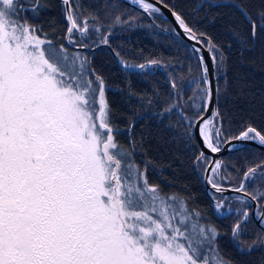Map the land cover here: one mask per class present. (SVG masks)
I'll list each match as a JSON object with an SVG mask.
<instances>
[{"label": "snow or ice", "instance_id": "snow-or-ice-1", "mask_svg": "<svg viewBox=\"0 0 264 264\" xmlns=\"http://www.w3.org/2000/svg\"><path fill=\"white\" fill-rule=\"evenodd\" d=\"M122 3L149 17L163 5L192 42L188 59L196 64L187 67L196 75L183 80L185 66L173 67L157 127L175 113L166 130L171 143L191 153L192 171L215 193H237L234 199L248 208L255 202L253 213L236 210L230 230L202 222L204 214L186 196L150 182L157 164L145 146L150 131L136 132L142 115L118 113L109 102V82L87 53L109 45L115 28L135 25ZM205 3L234 10L222 28L242 53L264 45V0H202L196 10ZM51 7L47 0H0V264H245L243 257L257 252L255 264H264V158L235 164L219 155L225 148L242 151L234 141H251L264 157V129L247 123L233 132L221 105L222 45L165 0H60L64 25L55 17L40 20ZM116 56L142 75L163 64ZM134 95L129 88L128 99ZM236 179L239 185L231 186ZM209 195L218 217L231 214L230 206L223 212L231 198ZM253 222L259 226L249 237Z\"/></svg>", "mask_w": 264, "mask_h": 264}, {"label": "trees", "instance_id": "trees-1", "mask_svg": "<svg viewBox=\"0 0 264 264\" xmlns=\"http://www.w3.org/2000/svg\"><path fill=\"white\" fill-rule=\"evenodd\" d=\"M47 2L52 7L41 15L40 20L55 17L58 25H64L60 0H47ZM165 3L177 4L178 10L184 13L189 23L200 31L207 32L222 45L227 60L219 84L222 88L225 87L224 77L227 83L226 95L222 97L221 105L231 120L233 132H238L239 128L247 123L258 129H264V45L257 44L253 51L241 52L238 45L222 28L223 23L234 10L209 8L207 3L196 10L202 0H165ZM121 9L128 15L137 17L135 25L115 28L109 38V45L101 44L94 51L87 53L92 60V66L109 82V102L118 113L127 114L134 109L142 115L143 118L136 125V132L150 131L151 135L145 146L148 149V157L157 164V171L149 170L150 182L159 183L165 194L177 193L186 196L189 206L204 214L205 220L202 222H212L222 230H230L236 219L231 214L236 212V209L232 210L225 219L215 217L212 198L206 194L204 181L202 182L200 173L192 171L188 162L187 156H191V153H187L186 156L181 146L170 142L173 137L166 127L170 122L175 123L177 119L175 113L164 120L163 126L157 127L160 118L156 113L165 107L167 92L171 91L168 81L173 67L178 69L181 64L185 66L183 80H190L196 75L195 71L189 72L187 67L190 64L194 69L196 64L194 58L188 59L192 56L191 47L181 36L173 32L172 24L161 13L149 17L143 11L125 3L121 4ZM218 14H222L223 19ZM213 17L217 18L215 23L212 22ZM59 31L63 32L64 28L59 27ZM116 52H119L120 57L128 63L138 64L148 59H160L163 64L159 69H154L151 75H142L138 71L123 68ZM182 82L178 81L180 84ZM118 88L124 91H119ZM129 88L136 94L131 100L127 96ZM188 96L185 93V98ZM150 100L151 104H149ZM120 123L123 125L124 121ZM225 126H228L227 120ZM118 139L126 142L125 136ZM259 155L257 148L245 147L242 151L227 154L223 158L226 162L230 160L235 164H244L246 157L251 161ZM229 166L231 167V164ZM160 171L163 173L162 176L158 175ZM224 175L228 173L225 172ZM238 184L239 179H236L232 181L231 186ZM233 196H230L231 199ZM237 203L239 204V201ZM240 205L242 208L247 206ZM230 206H233L232 203ZM248 228L251 229L249 226ZM254 232V229L249 231V237ZM221 242L230 251H234L227 244V237L222 238ZM260 256L261 253L257 252L243 259L245 264H255Z\"/></svg>", "mask_w": 264, "mask_h": 264}, {"label": "water", "instance_id": "water-1", "mask_svg": "<svg viewBox=\"0 0 264 264\" xmlns=\"http://www.w3.org/2000/svg\"><path fill=\"white\" fill-rule=\"evenodd\" d=\"M153 3H155V0H152ZM126 5L134 8V9H137V10H140L142 11V9H139L138 6H135V5H131V4H128V3H125ZM159 7L161 8V11L160 13L172 24L173 26V29H176V33L181 36L188 44L189 46L191 47L192 46V42L191 41H188L187 38L184 36L183 32L181 29H179V26L176 24L174 18L172 17L171 13L168 11L167 8H164L163 5H159ZM235 145H236V148H244V147H248V146H253V147H256L258 148V145H256L255 143L251 142V141H244V142H240V141H234L233 142ZM233 152H236V150L232 151V152H229L227 148H225V150L220 153L219 155L220 156H225L227 154H230V153H233ZM204 181V179H203ZM204 184H205V190L207 191L208 195L209 193H214V194H219V195H227V196H230V195H238L237 193H234V192H231V191H225L223 193H215V190L214 189H211V186L208 185L205 181H204ZM225 186V185H224ZM226 188L229 187V186H225ZM212 199L213 197L211 195H209ZM255 207H256V204L255 202H252V212H254L255 210ZM215 211V209H214ZM216 213V212H215Z\"/></svg>", "mask_w": 264, "mask_h": 264}, {"label": "flooded vegetation", "instance_id": "flooded-vegetation-1", "mask_svg": "<svg viewBox=\"0 0 264 264\" xmlns=\"http://www.w3.org/2000/svg\"><path fill=\"white\" fill-rule=\"evenodd\" d=\"M244 148H245V147H244ZM248 148H249V147H248ZM256 183H257V182H254V183L252 184V186L248 188V191H250V192L253 191L254 188L256 187ZM238 185H239V184H238ZM238 185H237V186H238ZM225 186H228V185H225ZM206 194L208 195L207 191H206ZM213 194H214V193H213ZM214 195H215L217 201H219L220 199H223L224 197H229V198H231V197H230L231 195H230V196L219 195V194H214ZM208 197H210V196L208 195ZM234 197H235V196H233L232 199H228L229 201H231V202L229 203V206H230L231 203H232V205H233L232 207L230 206V207H231V210H234V209L237 210V209H238V208H237V204H238L237 202H238V201L236 202V200L234 199ZM219 198H220V199H219ZM228 200H226V201H228ZM226 201H224V205H225V202H226ZM240 204H241V203L239 202L238 205L241 207ZM212 205H214L213 202H212ZM262 206H264V202H262ZM241 208H242V207H241ZM246 208H247V210H249L250 213H253V212H252V207H251V208H248L247 206L243 207V208L241 209V211L245 210ZM223 212L227 213L228 210L223 211ZM213 213H214L215 217H217V218H219V219H225V218H220V217H218V215H217V214L215 213V211H214V207H213ZM235 213H236V212L232 213L231 215L235 216V218H236V214H235ZM227 216H228V215H227ZM258 226H259L258 223H255V222L249 224V227H251V229H249V231H252L253 229L256 230V229L258 228Z\"/></svg>", "mask_w": 264, "mask_h": 264}, {"label": "rangeland", "instance_id": "rangeland-1", "mask_svg": "<svg viewBox=\"0 0 264 264\" xmlns=\"http://www.w3.org/2000/svg\"><path fill=\"white\" fill-rule=\"evenodd\" d=\"M192 87H195V85H192ZM186 93L189 95V96H191L192 95V89L191 88H189L187 91H186ZM190 93V94H189ZM255 158H264V157H260V155L258 156V157H255ZM200 178H201V180H202V182H203V178H202V173H200ZM171 194V193H170ZM225 196H227V195H225ZM220 199V198H219ZM220 200H222V199H220ZM217 201V200H216ZM212 202H213V204H214V200L212 199ZM231 201H226L225 202V206H224V209H223V211H226V210H228L229 209V203H230ZM237 208L239 209V210H241L242 208L237 204ZM236 214V219H237V212L235 213ZM229 217H231V215L229 216ZM235 219V220H236Z\"/></svg>", "mask_w": 264, "mask_h": 264}, {"label": "bare ground", "instance_id": "bare-ground-1", "mask_svg": "<svg viewBox=\"0 0 264 264\" xmlns=\"http://www.w3.org/2000/svg\"><path fill=\"white\" fill-rule=\"evenodd\" d=\"M248 147H253V146H248ZM256 148V147H255ZM258 149V148H257Z\"/></svg>", "mask_w": 264, "mask_h": 264}]
</instances>
